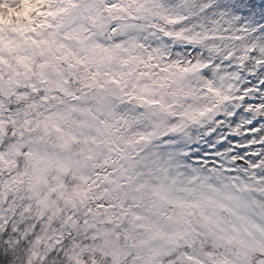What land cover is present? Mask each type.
I'll use <instances>...</instances> for the list:
<instances>
[{
  "label": "clouds",
  "instance_id": "clouds-1",
  "mask_svg": "<svg viewBox=\"0 0 264 264\" xmlns=\"http://www.w3.org/2000/svg\"><path fill=\"white\" fill-rule=\"evenodd\" d=\"M0 264H264V0H0Z\"/></svg>",
  "mask_w": 264,
  "mask_h": 264
}]
</instances>
